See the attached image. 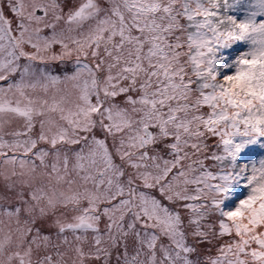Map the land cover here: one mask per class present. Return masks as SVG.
<instances>
[{"label":"snow or ice","instance_id":"6c2138e0","mask_svg":"<svg viewBox=\"0 0 264 264\" xmlns=\"http://www.w3.org/2000/svg\"><path fill=\"white\" fill-rule=\"evenodd\" d=\"M236 3L0 0V264H264V0Z\"/></svg>","mask_w":264,"mask_h":264},{"label":"rangeland","instance_id":"374dc122","mask_svg":"<svg viewBox=\"0 0 264 264\" xmlns=\"http://www.w3.org/2000/svg\"><path fill=\"white\" fill-rule=\"evenodd\" d=\"M76 3L82 2V0H75ZM235 2V0H233ZM101 3H104V0H101ZM249 0H239V3H236L235 9L232 14L237 15L239 18H243L248 10ZM247 50L245 46L236 45L233 50H228L229 52H238ZM68 67L71 68V61L68 62ZM236 194L239 198H245L247 195V190L243 188V185L239 186L236 189ZM231 207V204L229 205ZM209 255H215V249L210 246H205L200 250L199 256H194V259H198L202 262V264H206L207 257Z\"/></svg>","mask_w":264,"mask_h":264}]
</instances>
